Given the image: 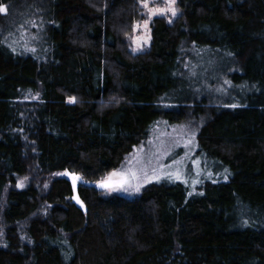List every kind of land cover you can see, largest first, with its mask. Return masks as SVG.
<instances>
[{"label": "trees", "instance_id": "16d2710c", "mask_svg": "<svg viewBox=\"0 0 264 264\" xmlns=\"http://www.w3.org/2000/svg\"><path fill=\"white\" fill-rule=\"evenodd\" d=\"M144 1L0 0V264H264V0H177L134 54ZM160 122L196 187L89 186Z\"/></svg>", "mask_w": 264, "mask_h": 264}, {"label": "rangeland", "instance_id": "374dc122", "mask_svg": "<svg viewBox=\"0 0 264 264\" xmlns=\"http://www.w3.org/2000/svg\"><path fill=\"white\" fill-rule=\"evenodd\" d=\"M147 2L148 7L144 4ZM167 0H145L142 8L147 16L146 20L137 23L134 26L131 36V50L134 54L145 52L151 43V23L155 18H166L170 23L174 22L179 14L178 1L175 0L172 6L176 15L171 11L166 14H150L149 8H165ZM196 144L194 138V127L187 125L167 126L160 122L152 131L151 136L137 146L129 155L126 156L120 167L99 183H106L107 188L101 191L105 198L113 195H121L127 199L135 200L151 184L165 179L182 182L190 187H196L201 180L204 163L201 158L196 156ZM116 173L117 175H113ZM132 173L136 178H132ZM127 179L132 187L125 184L120 186L121 178ZM139 185L137 191L135 186ZM128 188L127 191L124 189ZM77 204L81 206L78 198H75ZM2 232L0 231V239Z\"/></svg>", "mask_w": 264, "mask_h": 264}, {"label": "snow or ice", "instance_id": "6c2138e0", "mask_svg": "<svg viewBox=\"0 0 264 264\" xmlns=\"http://www.w3.org/2000/svg\"><path fill=\"white\" fill-rule=\"evenodd\" d=\"M175 3V0H167V3L165 5V8H162V9H156V8H149V13L150 14H160V15H164L166 14L167 11H171L172 15H176V11L175 9L172 7ZM145 7H148V4L147 2H145L144 4ZM6 12V8L3 6V5H0V13H5ZM113 175H117L116 173H113ZM132 178H136V174L135 173H132ZM75 179V177H74ZM125 184H128L129 187H132V185L130 184V182L125 179V178H121V181H120V186L123 187ZM101 186H105V185H101ZM136 190L138 191L139 190V185H136L135 186ZM125 191L128 190V188H125L124 189Z\"/></svg>", "mask_w": 264, "mask_h": 264}, {"label": "water", "instance_id": "95a60500", "mask_svg": "<svg viewBox=\"0 0 264 264\" xmlns=\"http://www.w3.org/2000/svg\"><path fill=\"white\" fill-rule=\"evenodd\" d=\"M66 178L70 181H72L73 183H77L78 181L81 182L82 180L81 179H77L75 177L74 179V176H72L71 174H67ZM105 185V186H101V185ZM89 186H92V187H95L98 191H102V190H105L107 188V184L106 183H98V184H89Z\"/></svg>", "mask_w": 264, "mask_h": 264}]
</instances>
